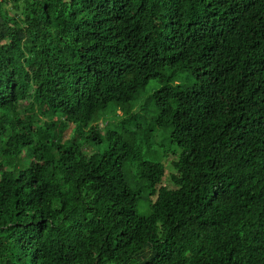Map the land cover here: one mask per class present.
I'll return each mask as SVG.
<instances>
[{"label":"trees","instance_id":"16d2710c","mask_svg":"<svg viewBox=\"0 0 264 264\" xmlns=\"http://www.w3.org/2000/svg\"><path fill=\"white\" fill-rule=\"evenodd\" d=\"M153 80L140 215L95 122ZM0 264H264V0H0Z\"/></svg>","mask_w":264,"mask_h":264},{"label":"rangeland","instance_id":"374dc122","mask_svg":"<svg viewBox=\"0 0 264 264\" xmlns=\"http://www.w3.org/2000/svg\"><path fill=\"white\" fill-rule=\"evenodd\" d=\"M192 82L190 79L184 81L186 84H192ZM160 86L161 84L157 80H153L141 91L136 103H132V112L135 115L131 120L120 124L121 118L124 119L125 116H123L122 111H118L116 114L122 117L111 113H103L97 116L95 122L98 124L97 131L101 135V143L97 147L100 152H103L109 144V133L111 131L118 132L124 141V143L115 141L114 146H117L120 153H126L123 163L125 179L141 194L138 203V213L140 215H148L150 208L146 199L148 184L142 179V169L136 159L138 153L145 159L163 161L167 166L163 183L170 187L173 186L170 180V173L174 171L171 162L177 156L178 147L171 143L170 127H160L154 121L156 110L152 95L161 88ZM20 105L22 106V104ZM124 110L126 111V107ZM93 124L90 123L88 128ZM76 126L79 127V124ZM85 127H79L78 129L85 133L88 129ZM89 145H94V143L86 144L85 148H89ZM175 149H177L176 152H174ZM169 151L172 152L163 158L164 154ZM23 154H25V150ZM31 160L32 156H28L27 161L30 163Z\"/></svg>","mask_w":264,"mask_h":264}]
</instances>
